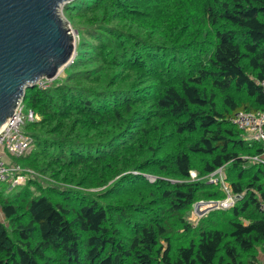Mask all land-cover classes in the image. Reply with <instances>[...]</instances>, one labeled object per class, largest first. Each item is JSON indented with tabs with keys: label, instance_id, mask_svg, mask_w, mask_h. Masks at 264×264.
I'll use <instances>...</instances> for the list:
<instances>
[{
	"label": "trees",
	"instance_id": "1",
	"mask_svg": "<svg viewBox=\"0 0 264 264\" xmlns=\"http://www.w3.org/2000/svg\"><path fill=\"white\" fill-rule=\"evenodd\" d=\"M62 13L76 54L24 90L38 118L16 164L31 173L9 194L0 182V264H258L264 163L250 157L263 146L231 118L264 109V0H71ZM218 168L237 198L193 224L196 201L227 197Z\"/></svg>",
	"mask_w": 264,
	"mask_h": 264
},
{
	"label": "water",
	"instance_id": "2",
	"mask_svg": "<svg viewBox=\"0 0 264 264\" xmlns=\"http://www.w3.org/2000/svg\"><path fill=\"white\" fill-rule=\"evenodd\" d=\"M69 1L0 0V127L26 87L54 80L72 62L78 31L60 11Z\"/></svg>",
	"mask_w": 264,
	"mask_h": 264
},
{
	"label": "built area",
	"instance_id": "3",
	"mask_svg": "<svg viewBox=\"0 0 264 264\" xmlns=\"http://www.w3.org/2000/svg\"><path fill=\"white\" fill-rule=\"evenodd\" d=\"M78 38V36H77ZM49 81L44 78L39 79L36 85L40 88L48 86ZM262 92L264 93V79L258 81ZM24 105L22 101L19 102L11 117H8L4 124L0 127V182L7 181L8 178H13V183L21 184L25 181L27 175L31 171L27 168H22L18 164H12L6 161L5 156L12 158H19L26 156L32 148V138L24 129L26 119L33 121L38 116L33 110L27 109L24 113ZM232 122L240 131V137L243 140H255L260 142L263 146V151L260 155L252 156L250 158L264 163V109L256 111H238L231 118ZM222 182V187L228 192L227 185L223 182L221 168L212 172L209 175V180L216 182L217 178ZM195 171H190V179H196ZM153 178H150L152 180ZM236 195L229 192L227 197L223 200H198L193 206L194 210L191 216H188L189 221L196 224L197 220L208 212L209 209H227L233 206ZM264 208V202L261 204Z\"/></svg>",
	"mask_w": 264,
	"mask_h": 264
},
{
	"label": "rangeland",
	"instance_id": "4",
	"mask_svg": "<svg viewBox=\"0 0 264 264\" xmlns=\"http://www.w3.org/2000/svg\"><path fill=\"white\" fill-rule=\"evenodd\" d=\"M63 6V5H62ZM62 6L60 7V11H62ZM71 25V24H70ZM72 27V26H71ZM62 76V71L61 72H59V74H58V78L59 77H61ZM56 77V78H57ZM49 81V80H48ZM49 82H51V81H49ZM23 105H24V113L26 112V110H27V106H26V104H25V102L23 103ZM28 122V120L26 119V121H25V123H27ZM24 126L25 125H23V129H24ZM32 148H33V145H32ZM31 151V150H30ZM5 159H6V161H10V162H12V164L14 165V164H16V163H18V164H22L24 161H25V159H23V158H19V159H16V158H12V157H9V156H5ZM25 182V181H24ZM21 183V184H17V183H13V178H8V180H7V182H5V190H4V194H9L11 191H13V190H15L16 188H17V186H20V185H23V184H25V183ZM194 210V206H192V209L190 210V212L188 213V216H191V213H192V211ZM215 210H217V209H211V210H209V211H212L211 213H210V215H208V212L207 213H205L204 215H206V216H208V217H211V216H215L216 214H218L219 213V211H215ZM198 221V220H197Z\"/></svg>",
	"mask_w": 264,
	"mask_h": 264
},
{
	"label": "crops",
	"instance_id": "5",
	"mask_svg": "<svg viewBox=\"0 0 264 264\" xmlns=\"http://www.w3.org/2000/svg\"><path fill=\"white\" fill-rule=\"evenodd\" d=\"M258 264H264V254L260 255V259H259Z\"/></svg>",
	"mask_w": 264,
	"mask_h": 264
}]
</instances>
